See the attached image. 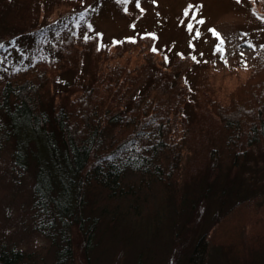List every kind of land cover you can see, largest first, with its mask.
I'll list each match as a JSON object with an SVG mask.
<instances>
[{
	"label": "trees",
	"instance_id": "1",
	"mask_svg": "<svg viewBox=\"0 0 264 264\" xmlns=\"http://www.w3.org/2000/svg\"><path fill=\"white\" fill-rule=\"evenodd\" d=\"M62 1L0 0V27L16 28L0 44L35 35L40 22H49L52 5ZM155 39L141 38L142 60L133 68L108 67L99 54L87 67L91 53L73 50L53 60L63 67L57 74L40 52L28 63L24 58L0 68V151L11 145L15 168L33 172L37 228L55 248L54 264H94L103 238L112 242L122 232L132 237L145 230L134 220L144 218L138 215L143 211L157 222L166 203L152 207L153 184L176 204L173 227L179 228L186 208L190 213L212 195L227 196L220 219L195 240L187 264H208L213 246L236 255L239 248L229 245L224 225L243 209L241 251L247 264H264V191L247 188L264 170V56L249 80L221 97L210 86L201 92L193 87V53L171 54ZM132 40L106 59L121 57ZM242 168L246 179L238 185L234 172ZM125 171L139 172L140 181L126 179ZM180 230L172 235L175 245ZM0 264L37 263L0 240Z\"/></svg>",
	"mask_w": 264,
	"mask_h": 264
},
{
	"label": "rangeland",
	"instance_id": "2",
	"mask_svg": "<svg viewBox=\"0 0 264 264\" xmlns=\"http://www.w3.org/2000/svg\"><path fill=\"white\" fill-rule=\"evenodd\" d=\"M78 1L73 3L66 0L62 4H53L49 22H40L34 31L35 35L18 37L12 44L3 43L4 47L0 48V68H9L24 58L25 63H28L31 54L34 56L40 52L47 53L46 62L57 74L56 69L63 67H57L58 64L53 60L62 58L63 53L69 50H73L75 54L91 53L92 58L86 59L87 67L88 63L94 65L99 54L98 60L104 61L108 67L124 64L133 68L142 60L139 48L141 38L154 34L157 37L154 40L156 47H164L171 54L191 52L195 55L197 61L190 75L195 90L200 91L205 86H210L221 97H226L228 88H235L249 80L254 68L263 62L264 17H259L254 8L264 14V0ZM252 1L259 4H252ZM185 12L188 13L187 16ZM199 20L204 23H198ZM189 24L193 25L191 31L188 30ZM11 30L9 32L10 30L0 27V37L14 33L16 28ZM85 36L88 37L87 40L84 39ZM131 39L136 43L133 46L124 45L128 49H125L121 57L106 59L117 48H121L118 46L120 43ZM75 73L80 74L76 69ZM64 77L70 80L74 78L70 74H65ZM261 166L259 165L260 169ZM240 170L234 172L237 182L244 177L246 179V168ZM124 175L134 183L141 179L139 172L125 171ZM33 184V172L15 168L12 163V147L6 145L0 151V240L6 243L8 249L32 254L37 264H54L55 248L37 228V211L32 205ZM157 185L150 186L153 190L150 200L153 201L154 209L161 206V201H165L167 207H162L164 210H161V218L156 222L153 215L146 214L145 211L139 213L138 215L146 216L134 220H139L136 221L137 225L143 226L145 230L138 228L136 233H132V237L128 232L125 231L127 236L122 232L114 236L112 242L103 238L93 252L94 264H170L171 261L173 264H187V257L195 240L220 219L221 203L225 202L223 200L227 196L219 200V197L212 195L205 205L196 204V208L190 213L186 208L179 228L177 225L173 227L178 217L176 215H179L175 214L176 204L162 196L161 192L165 194L166 189ZM247 188L264 191V170L254 178L252 185L247 184ZM159 212L157 210V215ZM244 220L245 209L235 220L224 225L229 231L226 236L230 241L228 244L239 248L236 255H228L213 246L208 264H247L241 251L244 240L237 233ZM198 225L202 228L199 229ZM174 228L178 231L183 228L182 239L176 238L178 242L175 240L177 245L172 243Z\"/></svg>",
	"mask_w": 264,
	"mask_h": 264
},
{
	"label": "snow or ice",
	"instance_id": "3",
	"mask_svg": "<svg viewBox=\"0 0 264 264\" xmlns=\"http://www.w3.org/2000/svg\"><path fill=\"white\" fill-rule=\"evenodd\" d=\"M187 15H188V13L185 12V16H187ZM81 18H83V17H81ZM197 22H198V23H201V24L204 23L203 20H199V21H197ZM88 27L91 28V25H89ZM192 27H193V25H192V24H189V25H188V30L191 31V30H192ZM210 31H213V32H214L215 30H210ZM197 35H199V33H197ZM84 39L87 40L88 37L85 36ZM3 47H4V45H3V44H0V48H3ZM153 51H155V49H153Z\"/></svg>",
	"mask_w": 264,
	"mask_h": 264
}]
</instances>
